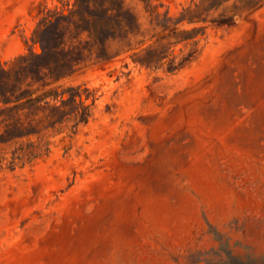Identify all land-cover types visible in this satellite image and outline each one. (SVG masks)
Here are the masks:
<instances>
[{"label":"rangeland","instance_id":"1","mask_svg":"<svg viewBox=\"0 0 264 264\" xmlns=\"http://www.w3.org/2000/svg\"><path fill=\"white\" fill-rule=\"evenodd\" d=\"M73 2L0 0V68L30 58L25 88L83 94L0 143V264H264V0H124L132 49L80 17L39 73Z\"/></svg>","mask_w":264,"mask_h":264},{"label":"trees","instance_id":"2","mask_svg":"<svg viewBox=\"0 0 264 264\" xmlns=\"http://www.w3.org/2000/svg\"><path fill=\"white\" fill-rule=\"evenodd\" d=\"M80 17H83V21L88 23V26L82 31H86L90 36L94 34L92 20L98 18L104 23L108 20L116 21L126 32L128 50L132 49L129 39L138 33L137 26L139 23L136 15L126 7L124 0H74L69 13L62 12L54 19L47 20L43 30L48 36L38 40L42 45V52L35 54L33 58V61L37 63L36 66H33L36 71L39 73L44 70L45 72L46 70L52 72L53 54L59 51L67 52L63 49L66 44L65 27L77 26L80 24ZM102 28L105 29L106 27ZM110 38H113V35L108 33L105 39L107 41ZM84 44L90 45L91 41ZM116 56L117 54H112L105 47L103 52H96L95 59L104 61ZM80 61L79 56H72L70 59L61 62L62 65L58 71H64V74L71 73ZM31 62L30 58H26L24 63L11 70L0 68V126L5 127L0 143H10L35 135L37 132L29 130L27 128L29 125L26 126L25 124H31V120L37 117L39 121L46 120L53 125L62 123L69 115L63 108L66 102L71 101L74 104H78L79 101L83 102V94L76 87H70L67 90H46L41 94H35L32 90L25 88L23 75ZM64 74H60L58 79L64 77ZM67 94L68 97H66ZM23 153L32 157L38 155L34 150H27Z\"/></svg>","mask_w":264,"mask_h":264}]
</instances>
